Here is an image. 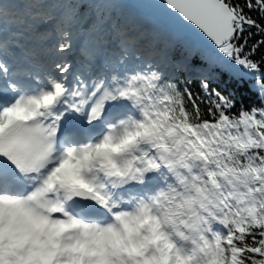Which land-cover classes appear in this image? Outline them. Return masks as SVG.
<instances>
[{
    "label": "snow or ice",
    "instance_id": "obj_1",
    "mask_svg": "<svg viewBox=\"0 0 264 264\" xmlns=\"http://www.w3.org/2000/svg\"><path fill=\"white\" fill-rule=\"evenodd\" d=\"M0 264H264V0H0Z\"/></svg>",
    "mask_w": 264,
    "mask_h": 264
}]
</instances>
